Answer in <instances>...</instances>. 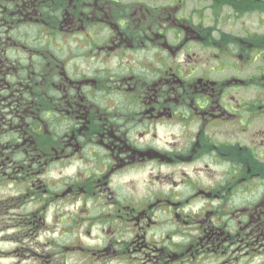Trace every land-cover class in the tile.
<instances>
[{"label":"flooded vegetation","instance_id":"1","mask_svg":"<svg viewBox=\"0 0 264 264\" xmlns=\"http://www.w3.org/2000/svg\"><path fill=\"white\" fill-rule=\"evenodd\" d=\"M0 264H264V0H0Z\"/></svg>","mask_w":264,"mask_h":264}]
</instances>
